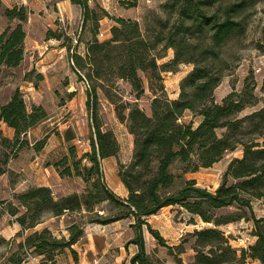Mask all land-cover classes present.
<instances>
[{"label":"trees","instance_id":"16d2710c","mask_svg":"<svg viewBox=\"0 0 264 264\" xmlns=\"http://www.w3.org/2000/svg\"><path fill=\"white\" fill-rule=\"evenodd\" d=\"M83 12L84 26L91 23L93 39L86 56L74 53V70L83 73L91 88L87 92L93 135L91 152L79 156L71 145L55 163L62 178L78 177L85 185L82 194L74 193L56 199L49 187H32L14 194V201L5 202L2 213H8L22 227L15 238L17 248L10 256L11 264H25L28 254L42 257L41 264H57V259L71 251L85 234L87 224L109 225L131 220L135 236L129 245L138 247L132 264H168L146 248L145 230L166 248L176 264H185L186 240L171 246L149 219L165 208L178 207L209 227L190 233L195 252L190 264H264V217H258L253 201H264V107L241 116L249 107L259 103L255 82L248 80L242 91L233 90L218 103L216 90L231 69L226 48L243 40L247 32L248 10L252 0L224 4L222 0H167L162 6L167 21L159 28L143 29L142 23L125 18H113L100 6L91 7L95 0H70ZM133 8L138 0H121ZM2 4H0L1 6ZM30 11L25 6L5 7L2 16L9 25L0 35V77L7 68H18L25 57L26 32L24 23ZM106 17L114 20L111 37L98 39L100 22ZM17 22L14 26L13 22ZM67 36V35H66ZM64 34L49 31L47 39L70 40ZM72 39V38H71ZM63 46L70 51L63 41ZM169 50L174 58L160 64ZM193 70L182 80L180 95L171 100L164 83V73L178 72L182 65ZM39 80H43L41 74ZM118 81L132 87L136 99L146 93L145 81L152 94L148 114L137 102L123 101L117 89ZM264 90V85H263ZM99 91L115 106L117 119L126 124L133 136V156L129 164L118 163V173L128 190V198H120L107 184L102 162L118 159L120 145L113 130L105 129L100 116ZM70 97H74L71 94ZM187 113L192 120L185 121ZM48 119L41 105L28 108L24 94L17 89L10 101L0 104V120L15 131L10 139L0 130V175L9 173V163L30 146L32 129ZM198 120V121H197ZM253 127L254 135L247 138L246 130ZM222 133V134H220ZM68 144L76 137H65ZM48 136L37 141L34 149H44ZM241 147L243 156L231 161L218 189L210 192L198 186L188 173L211 168L227 153ZM179 165L181 173L173 168ZM108 204L109 212L98 208ZM235 208L234 211H228ZM228 211V212H226ZM69 219V238L55 236L48 228L24 236L50 216ZM75 215H79L78 219ZM245 220L252 222L254 244L237 249L226 236L223 226ZM24 236V237H23ZM23 237L22 241H18ZM0 234V248L12 243Z\"/></svg>","mask_w":264,"mask_h":264},{"label":"rangeland","instance_id":"374dc122","mask_svg":"<svg viewBox=\"0 0 264 264\" xmlns=\"http://www.w3.org/2000/svg\"><path fill=\"white\" fill-rule=\"evenodd\" d=\"M151 1L152 3L147 4V0H145L147 7L143 8V12L145 13V17L142 20L143 29L159 28V21H167L169 19L162 8L167 0ZM237 1L239 0H222L224 4ZM0 4H2L0 6V15H2L4 8L9 5V0H0ZM250 4L251 8L248 10L249 17L247 19V32L243 40L233 42L226 48V54L229 56L231 62V69L226 73L221 85L215 92L216 100L220 103L223 98L229 95L234 89L242 91L247 80L249 83L255 82L257 85L255 94L259 98V103L254 107L247 108L241 116L251 114L264 107V0H252ZM120 7H122L121 11L123 12L131 10L129 7L123 6L122 4H120ZM130 12L134 13L135 11L131 10ZM112 13L115 12L112 11ZM85 27H87L88 31H92L91 23H87ZM79 28L74 29L78 30L75 33L77 36L80 33ZM61 34L66 36L65 31ZM66 37L68 38V36ZM69 39L70 40L68 41L64 38L63 41L66 42L68 46H74V40L70 37ZM165 54L167 56L160 60V64L168 62L174 58L173 50H169ZM72 55V52L68 53V56L62 61L60 71H55L54 74H49V80L47 81H45V79L44 81L39 80V74H37L36 69H31L26 73L17 69V71L10 75L4 72L0 77V85H6L9 82L17 83L18 89H20V91L24 94L30 110L32 109V106L36 104H34V98H32L31 95H28L30 92H28L27 89L40 85L42 88L40 90L41 93H39L38 100L43 106L50 110L53 114L52 116L54 117V119L49 122L50 126L48 130L51 131L50 133H55L56 136L59 134H62L65 137L75 136L76 138L67 144L66 148L68 149L71 145H74L76 147L78 146L80 151H83V145L88 143L87 141L90 140L93 135L90 113L87 109V92L91 88V83L86 80L83 73H79L74 70V61L71 58ZM192 70L193 65L190 64L182 65L176 73H164V83L167 94L171 100H175L179 97L181 82ZM74 72L76 73V76L74 75ZM67 73L70 74V77L66 76ZM72 81L77 87H79V92L75 93L76 96L74 94V97H70L71 94L68 92L67 88ZM31 83L33 84L31 85ZM116 85L119 90V96L123 99V101L137 102L140 108L145 110L148 114H152V94L148 89L146 81V93L140 97V99H136V94L133 92L129 83L125 81H118ZM99 97L101 99L100 116L104 123V127L105 129H111L114 131L120 145L118 159L113 160L115 163L111 161L112 164L106 162V166L110 168L111 171L113 169V171H118L119 162L126 165L131 162L134 149V139L132 135L130 136L128 134L126 124H122L117 119L115 106L109 102L102 91H99ZM64 106L66 107L65 109ZM192 119H194L193 115L191 113H187L184 120L188 122ZM252 130L253 127L246 130L248 133L247 138L254 136L251 134ZM56 136H53V142L58 141ZM77 140L81 141L83 144L77 143ZM53 142L52 146H56V143L54 144ZM65 153H67V150L62 151L59 158H61V156ZM242 156V148L239 147L236 152L227 153L225 157L213 167L202 168L196 173H188L186 178L195 179L198 182V186L206 188L210 192H214L221 185L224 174L231 161L236 158H242ZM27 157L30 158L31 154L28 153ZM173 172L177 175L180 174V166L176 165L173 168ZM13 174L12 178L14 179L18 178L17 176L23 177V174L26 173H21V175H19L15 172ZM111 176L112 175L109 172L108 177H110V179ZM74 186L78 188V185L75 184ZM253 205L256 215L258 217H264V201L254 200ZM98 210L108 213L110 209L108 204H103L98 208ZM234 210L235 208H232L228 211ZM75 217L78 219L81 218L79 215H75ZM191 220V215L178 207H175L174 209H165L157 217H151L149 219L152 226L160 231L162 236H164L168 241L169 245L173 244V246H177L181 244L183 240L187 241L185 244L186 254L182 256L185 264H190L195 256V252L191 248L192 240L189 239L188 235L197 229L199 230L209 227V225L203 223L199 218H196L194 223H192ZM131 221L133 222V219H131ZM253 227L254 224L252 222L242 220L225 225L222 228L226 232V236L231 238L232 245L237 249H242L248 248L256 241V238L253 236ZM132 230L133 235L135 236L134 229ZM145 237L146 248L149 254H155L157 257L165 260L168 264H176L174 257L169 255L166 248L158 246L157 241L147 230H145ZM14 239L15 241H12L11 245L7 244L0 248V264H11L9 262L10 256L17 248V239ZM246 264L254 263L250 261Z\"/></svg>","mask_w":264,"mask_h":264},{"label":"crops","instance_id":"0c3cea01","mask_svg":"<svg viewBox=\"0 0 264 264\" xmlns=\"http://www.w3.org/2000/svg\"><path fill=\"white\" fill-rule=\"evenodd\" d=\"M120 4L121 0H95L90 2L91 7L100 6L113 18L133 19L142 23L145 17L143 8L147 7L148 4H146L145 0H138V5L130 8L135 11L134 13L130 12L131 10L127 12L121 11L122 7H120ZM14 6H25L31 13L28 20L24 23L26 32L24 60L18 68L5 69L7 74L10 75L17 71V69L22 70L24 73L29 72L31 69H36L37 74H41L45 81H47L49 80V74L60 71L62 61L68 56V53L72 52L73 54L77 53L86 56L88 44L93 39V35L84 26L83 12L79 6L73 4L70 0H9V5L6 7L12 8ZM111 10L117 14L112 13ZM15 24H17L16 21L12 23V25ZM114 24V21L108 17L103 19L100 22L98 39L101 41L109 39L111 37V28ZM8 25L9 21L0 15V35ZM75 28L80 29L78 36L75 34L78 31L74 30ZM49 31L54 33H62L65 31V34L75 42L72 49L69 51L67 47L63 46L62 40L55 38L47 39V33ZM100 33L104 35L103 39L100 37ZM74 75L76 76L75 72ZM66 76L70 77V74L67 73ZM41 88L40 85H36L33 88L27 89L30 92L28 95L34 98V104L36 105H42L38 100ZM67 88L70 94L79 92V87L73 81ZM17 89V83L9 82L6 85H0V104L8 103L14 91ZM65 106L64 109L66 108ZM43 107L48 113V119L30 131L28 136L30 146L23 150L18 158L10 161L8 166L9 173L0 175V212L3 211V207H6L5 202L14 201V194L24 192L32 187H49L53 190L56 199L74 193L82 194L85 191V185L81 178H62L59 170L55 167V163L59 160L62 151L67 150L68 142L64 135L59 134L56 136L55 133H50L51 131L48 130L50 126L49 122L54 117L47 107ZM0 130L10 139H13L15 136V131L1 120ZM46 136H48L46 146L42 151L37 152L34 149L35 143ZM53 136L57 137V142H53ZM89 141L83 145V151H80L77 146L79 156L91 152ZM52 142L54 144L56 143V146H52ZM28 153L31 154L30 158L27 157ZM114 159L116 158H107L102 162L106 182L120 198L126 199L128 198V190L121 181L118 171H113L114 169L111 171L106 166V162L112 164L111 161ZM113 163L115 162L113 161ZM15 172L19 175L21 173L26 174H23V177L17 176L18 178L13 179L12 176ZM109 172L112 175L111 179L108 177ZM75 184L78 185V188L74 186ZM165 209H174V207ZM69 219L70 217L67 215L62 217L50 216L37 227L23 234L26 237L48 228L59 238L62 236L69 238ZM132 223L131 220H121L109 225L87 224L83 238L73 246V249L78 254V260H75L71 251H67L58 257L57 264H132L131 259L138 251L136 245L128 244L134 238L131 228ZM22 231V227L13 217L6 212L1 214L0 234L4 238L10 240ZM23 237L19 238L18 241H22ZM36 258V260L28 259L25 264H41L42 257ZM251 262L261 264L258 261Z\"/></svg>","mask_w":264,"mask_h":264},{"label":"built area","instance_id":"2783aa9c","mask_svg":"<svg viewBox=\"0 0 264 264\" xmlns=\"http://www.w3.org/2000/svg\"><path fill=\"white\" fill-rule=\"evenodd\" d=\"M147 3L150 4L152 3L151 0H147ZM104 35L102 33H100V37H103ZM79 144H83L81 141H79ZM28 259L30 260H36L37 258L35 256H33L32 254H28Z\"/></svg>","mask_w":264,"mask_h":264}]
</instances>
